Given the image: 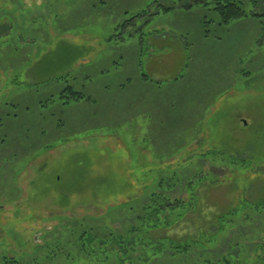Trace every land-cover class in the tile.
I'll use <instances>...</instances> for the list:
<instances>
[{
  "label": "rangeland",
  "instance_id": "obj_1",
  "mask_svg": "<svg viewBox=\"0 0 264 264\" xmlns=\"http://www.w3.org/2000/svg\"><path fill=\"white\" fill-rule=\"evenodd\" d=\"M215 1L50 0L25 24L29 12L18 0L0 10V22L17 20L3 40L0 26V264L5 256L66 264V239L91 225L121 234L148 194L162 190L156 181L184 168L204 179L197 193L203 189L205 232L239 208V225L214 245L216 254L234 247L243 264H257L264 255L255 251L264 213L254 209L264 198V17L217 27L215 39L206 36L219 23ZM255 12H264V0ZM57 28L62 35L44 48ZM22 37L36 41L22 44ZM142 73L150 78L139 87ZM66 86L83 97L73 101ZM201 152L203 161L185 160ZM227 154L252 164L211 160ZM179 184L173 197L184 198L190 191ZM138 186L145 194L136 205ZM200 213L188 212L168 234L188 227L191 234ZM231 239L238 244L230 247Z\"/></svg>",
  "mask_w": 264,
  "mask_h": 264
},
{
  "label": "trees",
  "instance_id": "obj_2",
  "mask_svg": "<svg viewBox=\"0 0 264 264\" xmlns=\"http://www.w3.org/2000/svg\"><path fill=\"white\" fill-rule=\"evenodd\" d=\"M241 1L243 2V0L215 1L213 10L218 15L219 25L226 26L229 25L230 22L244 17H257L259 19L264 17V12H255L259 0H249L253 3L249 11L244 10ZM201 3V5L207 4V2ZM170 9L172 8L167 7L164 10L167 11ZM140 15L141 14H137L132 18H136ZM131 20L132 26L134 25V20ZM127 24L128 22L125 23L126 26ZM61 77L62 76H59L57 79ZM142 78L147 80L150 77L146 73H142ZM66 92H68L73 101H78L79 98L83 97V94L76 93L71 86H66L64 88V93ZM60 97H63V94ZM204 155L203 152L197 153L194 156H187L185 160H190L192 158L200 162L204 160ZM234 155L235 154H227L229 158H225V160L220 157L216 159L217 157L214 155L211 157V160H220L219 162L222 165L225 164L229 167L233 165L238 169H244L252 164L245 158L236 159L237 157ZM260 163L264 164V159L261 160ZM187 169L189 168H184V172H182L181 175L178 174L177 177L170 176L167 179H158L155 185L162 190L153 189V191L148 194L145 203L140 206L141 209L139 214L135 217V223L130 224L121 234L117 235V233L109 227V230L99 231L98 228L91 225L90 227L84 228L78 235L76 234L71 236L68 240L66 239L65 242H63V259L66 260V264H126V262H128V264H243V259L240 260L238 254H233L234 251L232 250L235 249L233 246L238 244V242L235 243L232 239L229 243L230 247H233V249L229 248L227 253H223L224 255L219 254L220 256L214 251V245L218 243L222 237L224 238L228 235L230 227L233 226V224L235 226L239 225L240 218L238 216L241 217V214H238L239 208L234 212H229L227 215L217 216V223L215 226L213 225V231L210 230L209 232H205L202 223L208 221V219L202 220V213L200 212L203 211L205 207L202 205L203 202L199 194L202 193L203 189L200 188L201 191L197 193L199 190L198 187H200L204 179L200 177V172L188 176V173L185 172ZM170 179H172V181H170ZM179 183H181L182 188H187L190 191L187 192L188 194L184 198L173 197L172 192L174 189H178L180 186ZM139 189L141 193L136 198L138 200V202H135L136 205L144 198L145 194L143 187H139ZM132 200L134 201V199ZM261 201L263 205L259 204L254 208L256 209L255 212H257V215L264 213V198L261 199ZM242 204L243 202H241V209H243ZM120 206L121 210L123 209L124 211V205L122 204ZM133 208L132 206L130 207L132 211L135 210ZM111 209L112 208H110L109 211H111ZM190 211L201 214V221L199 220L201 222L200 226L195 228V231L191 234L188 233V229H191L189 227H186L187 229L182 235H176L175 237L168 234L173 227H176L187 218L186 215ZM106 220L107 218L105 221ZM104 227L106 228L107 226ZM160 231H164V234L158 238H154L151 234ZM255 248V251L260 248L264 253V241L255 242ZM58 251L60 250L54 249L46 258H54ZM255 259L257 264H264V255H256ZM1 264L41 263L36 262L35 258H32L31 261H22L5 256Z\"/></svg>",
  "mask_w": 264,
  "mask_h": 264
},
{
  "label": "crops",
  "instance_id": "obj_3",
  "mask_svg": "<svg viewBox=\"0 0 264 264\" xmlns=\"http://www.w3.org/2000/svg\"><path fill=\"white\" fill-rule=\"evenodd\" d=\"M19 2V5H23L22 7V9H20V11L21 12H23L24 13V11H27V12H29L28 13V17L26 18L25 16H26V14H24V16H22V23L23 24H25V21L27 20V22L26 23H31L33 20H35V16H32L31 15V13H32V11H38L41 15H42V13L44 12V9H48V8H50V3H49V1L50 0H25V2H27L28 4L25 6V4H24V2H22L21 0H18ZM21 1V2H20ZM5 3L6 4H4V0H0V10L1 11H3V10H5V9H9V10H12L13 9V7H12V5H11V3H14V2H11V0H8V2L7 1H5ZM8 6V7H7ZM47 6V7H46ZM203 6V5H202ZM17 8H21V7H17ZM191 8V7H190ZM15 9H16V7H15ZM184 9H186V10H188L189 9V7L187 6V7H185ZM0 11V12H1ZM20 15H22L21 13H20ZM56 17V16H55ZM245 19H248V18H252V19H256V20H259L257 17H244ZM242 19V18H241ZM17 21V20H16ZM16 21H13L14 22V24H17L16 23ZM62 22V21H61ZM12 23V22H11ZM13 24V23H12ZM11 24V26H9L8 24H6L5 23V20L4 19H1V22H0V26H2V30H4V31H2V34H1V39L3 40L4 39V34L5 33H11L12 32V29H14V24L12 25ZM54 24L55 25H59V26H61L62 24L60 23V21L57 19V21L55 22V20H54ZM47 25H49V23H47ZM214 27H213V29L212 30H207V34H206V36H209V34H210V36L209 37H211V36H213V31H215L216 30V28L217 27H222L221 25H219V24H216V23H214ZM218 25V26H217ZM7 26H9L8 28H7ZM224 28H225V26H223ZM16 28V27H15ZM58 29V28H57ZM61 30V28H59L58 29V31H57V33L55 34V35H49L48 37L46 36V38L44 39V41H47L44 45H43V47L44 48H46L47 46L48 47H51L52 46V42H53V40H57L56 39V35L57 34H59L57 37H59V36H61L62 35V32L60 31ZM17 30H15V36L14 37H12V42L13 41H17V43H19V38H18V34H17V32H16ZM51 30H49V32H50ZM48 32V34H50ZM30 33H29V31L27 32V36H30L29 35ZM30 37H32V39H34V37L31 35ZM25 38V37H22V44H24L25 42H29V43H32V42H35L36 40H32L31 38ZM212 38H217L215 35L212 37ZM51 42V43H50ZM188 45H189V43H188ZM10 63H12V61H9L8 62V64H10ZM0 64H1V62H0ZM2 65V64H1ZM18 72H23L22 70H17ZM4 72V71H3ZM9 72H11V73H14V72H16V70H9V71H6V72H4V73H9ZM4 79V77H2V80ZM146 81H148V80H146V79H144V78H142V77H140L139 78V80L138 81H136L137 83L136 84H139V87H141L142 85H145V83H147ZM203 94L204 93H201L200 94V96L199 97H207L205 94H204V96H203ZM199 97H197V98H199Z\"/></svg>",
  "mask_w": 264,
  "mask_h": 264
}]
</instances>
